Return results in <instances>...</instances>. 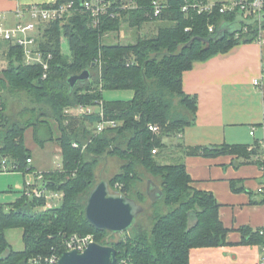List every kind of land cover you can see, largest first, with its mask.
I'll return each instance as SVG.
<instances>
[{
  "label": "trees",
  "instance_id": "1",
  "mask_svg": "<svg viewBox=\"0 0 264 264\" xmlns=\"http://www.w3.org/2000/svg\"><path fill=\"white\" fill-rule=\"evenodd\" d=\"M85 1L94 0H56L51 4L58 7L72 2L74 11L43 25L40 51L52 57L46 79L41 78L42 67L24 64L19 47L0 42L6 58V69L0 71V89L9 95L25 96L17 120L7 116L2 99L0 160L7 158L14 163L15 171H33L27 164L31 153L24 139L28 129L39 147L56 142L62 168L43 174L46 188L63 195L56 207L42 211L34 209L42 208L44 199L27 200L22 194L14 204H0V264H26L31 257L54 251L61 254L64 240L74 233L92 234L97 244L118 251L116 260L131 264H190L192 249L228 246V231L218 218L219 204L211 193L192 188L182 159L233 155L251 162L258 153L257 142L252 151L246 145L178 143L179 157L167 164L164 138L182 135L195 122L196 97L183 91L182 74L195 62L226 53L238 44L258 41L264 21L253 22V17L243 18L238 11L221 14L220 2L211 12L190 9L184 13L186 0H165V9L154 17V0H96L104 12L96 17L95 24L83 8ZM151 22L158 23V28L150 38L139 36L135 43H105V36L118 33L122 24L140 29ZM209 26H213L212 32ZM62 38L68 43L66 56L61 52ZM83 70L90 72V79L71 88L68 77ZM102 90H130L133 97L106 101ZM99 102L104 118L119 126L95 134L99 111L82 116L67 114L69 109L94 108ZM154 124L160 131L153 135L147 126ZM54 130L59 132L57 136ZM107 157L121 164L119 172L107 180L111 192L141 205L146 195L138 185L144 174L156 179L162 192V197L150 204V211L142 212L140 222L116 241H110L115 234L96 230L84 216L89 192L99 182L95 176L98 163ZM252 203L264 204V193ZM14 228L22 230V251H13L5 239V231ZM261 229H240L241 240L235 245L262 248Z\"/></svg>",
  "mask_w": 264,
  "mask_h": 264
},
{
  "label": "crops",
  "instance_id": "2",
  "mask_svg": "<svg viewBox=\"0 0 264 264\" xmlns=\"http://www.w3.org/2000/svg\"><path fill=\"white\" fill-rule=\"evenodd\" d=\"M55 1L0 0V13L5 16L4 24L12 27L18 21L16 13L19 10L35 5L51 6ZM1 63L6 62L3 60ZM263 72L264 30L258 41L238 44L226 53L195 62L191 70L182 74V89L187 95L196 97L197 105L195 122L179 135L183 144L253 146L264 140ZM254 80L262 84L254 85ZM250 131L254 132L253 136ZM55 149L61 154L58 144ZM30 153L32 162L29 166L38 172H49L35 161L31 150ZM182 163H185L192 179V188L215 197L219 204L218 218L228 231L226 241L230 243L222 247L192 249L190 264H264V251L260 246L235 245L241 240L240 229L256 231L264 227V204L252 203L261 197L257 188L264 184V174L259 166L233 155L212 158L185 156ZM16 172L19 171L6 175ZM3 173L0 172L1 177ZM11 204L14 203L2 205ZM20 239L23 243L22 230ZM8 244L12 249L9 241ZM23 248L24 244L21 250L15 251Z\"/></svg>",
  "mask_w": 264,
  "mask_h": 264
},
{
  "label": "built area",
  "instance_id": "3",
  "mask_svg": "<svg viewBox=\"0 0 264 264\" xmlns=\"http://www.w3.org/2000/svg\"><path fill=\"white\" fill-rule=\"evenodd\" d=\"M219 1L214 0H193L189 2L188 0L182 5V11L187 13L190 9L196 10L198 13L211 12L216 8V4ZM221 6L219 7V13L235 12L238 11L243 18L250 17H260L264 14V0H222ZM126 7V6H124ZM154 17H157L165 9V0H154L151 4ZM83 8L88 11L91 17L94 19L93 23L96 24V17L104 12V8L99 5V3L94 0L93 2H83ZM74 11L73 3H67L58 7H49L44 5L29 6L27 9L19 10L16 13L18 21L12 27L6 26L4 24L5 16L0 13V40L5 42H10L12 45L17 46L21 49L24 55L25 65H39L42 67V79H46L49 71L48 62L51 60V55H46L40 51L39 38L41 37L43 31V25L45 23H50L51 21L62 20L65 16L71 14ZM187 30V29H186ZM209 32L213 31V26H209ZM260 39V38H259ZM262 77V83H264V72ZM258 80H254V85L262 84ZM100 119L97 121L95 127V134L105 131L107 129L116 128L119 123L114 120H106L103 116V109L101 108V102L98 104ZM2 109V101L0 99V112ZM93 107L82 106L69 109L67 114L72 116H82V114H92L94 112ZM148 130L154 135L159 133L160 127L157 124L148 125ZM250 135L253 136L254 132L250 131ZM76 147L75 144H73ZM258 153L254 154L252 157L253 162H259L258 165L262 174H264V140L257 141ZM255 146L249 147L248 151L254 150ZM157 149L154 148L152 154H155ZM32 160L27 159V164H30ZM17 169L14 163L8 161L7 158H2L0 160V172H13ZM34 175V183L27 180L25 188L22 195L27 200L37 199L45 200L44 208L47 207L48 202L60 203L63 195L61 192H52L46 188V181L44 180L43 172H37L35 170L27 172ZM40 183V185H38ZM258 193H264V184L260 185L258 188ZM56 203V205H58ZM54 205V207H56ZM49 206V205H48ZM260 234L264 235V227L259 231ZM96 243L95 236L92 234H86L81 236L78 234H71L63 242L62 249L63 253L76 251L77 253L85 252L89 244ZM264 251V245L262 247ZM61 253V254H63ZM61 254L54 251L50 255L31 257L26 264H57L58 259ZM264 262V259H263ZM115 264H131L125 259L115 260Z\"/></svg>",
  "mask_w": 264,
  "mask_h": 264
},
{
  "label": "rangeland",
  "instance_id": "4",
  "mask_svg": "<svg viewBox=\"0 0 264 264\" xmlns=\"http://www.w3.org/2000/svg\"><path fill=\"white\" fill-rule=\"evenodd\" d=\"M222 2V0H214ZM158 23H149L143 25L140 29L131 28L128 26V24H122V28L118 33H109L107 36H105V43H135L137 40V37H148L150 38L152 35H154L157 31ZM40 42V38H39ZM61 52L63 54L69 55L68 52V43L67 39L62 38L61 40ZM5 60L6 58L4 54L2 53V50L0 49V71L6 69V63H1V61ZM92 76H95L92 73ZM101 94L103 95L104 100H120L125 101L128 99H131L133 93L130 90H102ZM0 99L5 102L6 104V114L10 117L12 120L18 119V113L21 111L22 105H25L24 99L25 96L22 94H8L5 92V90L0 89ZM176 102V101H175ZM94 110L99 111L98 105L94 107ZM56 127V126H54ZM59 132L54 130V135H58ZM25 139V145L32 151L35 157V161L42 164L43 167L49 169V171H55L58 169H61V154L57 152L56 142H48L46 143L42 148L37 145V143L34 141V138H32V130L28 129L26 130L24 134ZM164 142L167 145V152L164 153V163L169 164L170 161L175 160L179 157L177 153L176 145L178 143L183 144L182 138L175 137V136H168L164 138ZM157 153V152H156ZM155 153V154H156ZM154 154V155H155ZM31 159V158H30ZM120 161L116 158H104V160H101L98 163V167L96 170V179L97 181L100 180H109L113 177L114 174L119 172L120 169ZM36 171V170H35ZM38 172V171H37ZM42 172V171H41ZM44 173V172H43ZM3 177L0 176V203L2 204H9L14 203L19 197H21V194L23 193V190L25 188V182L27 180H30L34 183V175L32 173H23V172H16L13 175H6V173H3ZM144 180L141 184L138 185V189L145 193L146 184L150 181L152 182L159 190V182L156 179H153L149 177L147 174H144ZM40 185V183H38ZM159 200V199H157ZM156 200V201H157ZM57 203V202H56ZM56 203L48 202L47 209L53 208ZM154 203L152 202L148 196H145L144 202L141 204V206L144 207V210L150 211V204ZM59 204V203H57ZM49 205V206H48ZM36 211H42L45 210L44 206L42 208H35ZM144 213L140 214L137 219L135 220V224H138L140 220L142 219V216ZM146 221V220H143ZM130 231V230H128ZM20 232L21 230L18 228L12 229V231L5 232V239H7V242L12 246V249L15 250H21L22 249V239H20ZM128 233V232H127ZM125 234V233H124ZM122 234V235H124ZM122 235L115 234L113 238H110V241H116L120 239L121 237L124 238Z\"/></svg>",
  "mask_w": 264,
  "mask_h": 264
},
{
  "label": "water",
  "instance_id": "5",
  "mask_svg": "<svg viewBox=\"0 0 264 264\" xmlns=\"http://www.w3.org/2000/svg\"><path fill=\"white\" fill-rule=\"evenodd\" d=\"M253 18V22L264 21V14ZM89 79L90 72L83 70L80 74L69 76L67 80L73 88L77 83ZM145 192L152 202L162 197V192L150 181L146 184ZM84 208V216L93 228L113 235L127 233L144 211V207L133 199L111 192L106 180H100L89 192ZM117 252L110 246L91 243L83 253L72 251L61 254L57 264H115Z\"/></svg>",
  "mask_w": 264,
  "mask_h": 264
}]
</instances>
